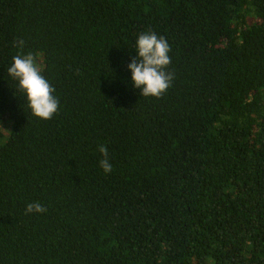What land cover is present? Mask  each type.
<instances>
[{
  "label": "trees",
  "instance_id": "16d2710c",
  "mask_svg": "<svg viewBox=\"0 0 264 264\" xmlns=\"http://www.w3.org/2000/svg\"><path fill=\"white\" fill-rule=\"evenodd\" d=\"M147 30L171 49L161 98L131 83ZM29 52L51 120L7 75ZM5 121L0 264H264V0H0Z\"/></svg>",
  "mask_w": 264,
  "mask_h": 264
},
{
  "label": "clouds",
  "instance_id": "9594fccd",
  "mask_svg": "<svg viewBox=\"0 0 264 264\" xmlns=\"http://www.w3.org/2000/svg\"><path fill=\"white\" fill-rule=\"evenodd\" d=\"M17 48H23L24 41L15 43ZM136 57L129 63L132 73L131 83L140 89V95L161 98L172 86L174 74L168 71L171 62V49L168 41L162 35L151 30L140 33L135 41ZM7 75L15 82V95L23 96L24 104L33 117L40 120H51L57 113L60 101L54 95L55 88L41 72L37 57L31 52L12 57V63L7 68ZM97 151L102 155L99 161L104 173L112 171L109 150L105 144H98ZM47 211L39 201L26 205L25 215L41 214Z\"/></svg>",
  "mask_w": 264,
  "mask_h": 264
},
{
  "label": "rangeland",
  "instance_id": "374dc122",
  "mask_svg": "<svg viewBox=\"0 0 264 264\" xmlns=\"http://www.w3.org/2000/svg\"><path fill=\"white\" fill-rule=\"evenodd\" d=\"M8 123L7 121H5V123H2L1 124V128H0V132L2 133V137H0V142H3V140L5 139V137L7 136V130L9 131L8 127H7V124Z\"/></svg>",
  "mask_w": 264,
  "mask_h": 264
}]
</instances>
